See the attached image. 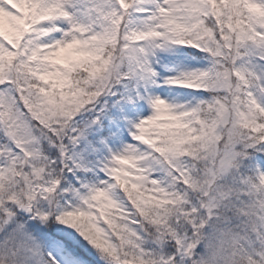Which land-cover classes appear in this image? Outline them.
I'll list each match as a JSON object with an SVG mask.
<instances>
[{"label": "snow or ice", "instance_id": "obj_1", "mask_svg": "<svg viewBox=\"0 0 264 264\" xmlns=\"http://www.w3.org/2000/svg\"><path fill=\"white\" fill-rule=\"evenodd\" d=\"M0 264H264V0H0Z\"/></svg>", "mask_w": 264, "mask_h": 264}]
</instances>
